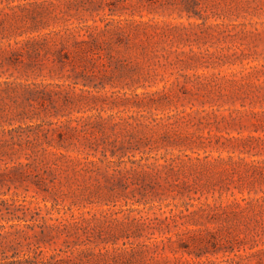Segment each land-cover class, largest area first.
<instances>
[{
	"label": "rangeland",
	"instance_id": "rangeland-1",
	"mask_svg": "<svg viewBox=\"0 0 264 264\" xmlns=\"http://www.w3.org/2000/svg\"><path fill=\"white\" fill-rule=\"evenodd\" d=\"M0 264H264V0H0Z\"/></svg>",
	"mask_w": 264,
	"mask_h": 264
}]
</instances>
